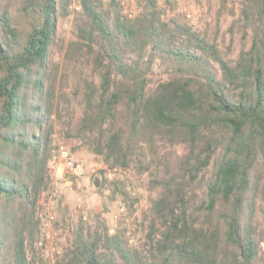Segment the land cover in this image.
<instances>
[{
	"label": "trees",
	"instance_id": "obj_1",
	"mask_svg": "<svg viewBox=\"0 0 264 264\" xmlns=\"http://www.w3.org/2000/svg\"><path fill=\"white\" fill-rule=\"evenodd\" d=\"M71 1L0 0V264L42 261L51 117L62 116L74 67L71 89L84 111L69 136L124 169L143 167L147 150L156 194L149 249L110 232L97 213L96 229L83 219L73 225L57 264H256L264 240V0H241L230 27L244 40L235 58L218 37L167 17L157 0H144L134 17L118 0H79L63 71L51 51ZM229 1L221 0L218 30ZM157 60L169 77L152 87ZM162 143L186 151L162 152Z\"/></svg>",
	"mask_w": 264,
	"mask_h": 264
},
{
	"label": "rangeland",
	"instance_id": "obj_2",
	"mask_svg": "<svg viewBox=\"0 0 264 264\" xmlns=\"http://www.w3.org/2000/svg\"><path fill=\"white\" fill-rule=\"evenodd\" d=\"M144 0H129V7L134 17L140 13ZM164 8L167 17L181 19L200 31H207L212 37H218L222 48L233 51L231 57L238 56L244 40L242 31L238 27L234 31L230 28L234 19L241 13V0H230L224 16L221 18L219 30L217 15L221 9V0H157ZM79 0H72L69 16L59 17L56 45L51 51V59L60 64L64 71L65 52L68 42L73 36L74 17L80 9ZM231 9L235 11L232 14ZM187 13L192 16L188 17ZM248 46L251 35L248 36ZM77 72V73H76ZM63 73V72H62ZM66 99L62 101L58 111L52 115L54 123L52 134L54 149L61 143L68 146L77 164L81 165V172L72 177H65L67 168L60 165L53 167L49 160V171L52 182L50 187L40 195L39 212L41 219V235L37 244L41 252L40 264H57L73 244V225L83 219L88 228H97V213H102L109 225L110 232L119 229L124 231L125 237L132 245L149 249L148 234L151 222L150 199L156 193L151 191L150 179L154 169L153 155L145 150L143 167L134 163L132 167L124 169L111 166L101 154L93 150V146L78 138L70 137L69 132L77 127L83 111L84 102L80 95L71 89L79 80L77 68L69 70ZM169 77L165 67L157 60L151 75V86L155 87L162 79ZM162 152L176 150L179 154L186 151L184 145L165 146ZM211 171H208L207 176ZM123 182L125 192L117 188V183ZM200 192V191H199ZM122 207L125 209L122 210ZM256 264H264V240L259 243Z\"/></svg>",
	"mask_w": 264,
	"mask_h": 264
},
{
	"label": "built area",
	"instance_id": "obj_3",
	"mask_svg": "<svg viewBox=\"0 0 264 264\" xmlns=\"http://www.w3.org/2000/svg\"><path fill=\"white\" fill-rule=\"evenodd\" d=\"M122 4L124 8V12L132 15V9L129 7V0H118ZM80 9L81 7L78 6ZM188 17H191V13H187ZM51 163L53 167L58 168L60 165H64L67 168V171L65 172V177L69 178L75 175L80 174L81 172V165L77 164L72 152L68 148L67 145L61 143L57 146L56 149H54L52 156H51ZM125 208L122 207V210Z\"/></svg>",
	"mask_w": 264,
	"mask_h": 264
}]
</instances>
